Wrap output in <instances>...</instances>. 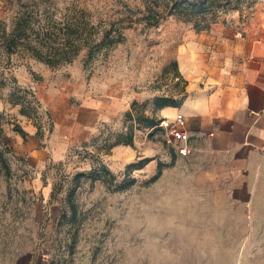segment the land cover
Listing matches in <instances>:
<instances>
[{"label":"rangeland","instance_id":"obj_1","mask_svg":"<svg viewBox=\"0 0 264 264\" xmlns=\"http://www.w3.org/2000/svg\"><path fill=\"white\" fill-rule=\"evenodd\" d=\"M160 3L0 0L8 29L24 12L35 31L82 24L73 42L90 48L54 67L0 48V264H264V191L232 199L196 182L165 145L162 110L184 99V35L249 24L264 0L192 21ZM108 30L115 43L96 50ZM89 98L103 106L97 130L71 146L67 127Z\"/></svg>","mask_w":264,"mask_h":264},{"label":"crops","instance_id":"obj_2","mask_svg":"<svg viewBox=\"0 0 264 264\" xmlns=\"http://www.w3.org/2000/svg\"><path fill=\"white\" fill-rule=\"evenodd\" d=\"M175 62L184 99L162 110L168 123L177 113L185 119L190 153L178 158L188 162L196 182L224 197L263 192L264 11L246 25L188 31ZM102 107L89 98L74 110L77 117L66 133L71 146L94 134Z\"/></svg>","mask_w":264,"mask_h":264},{"label":"trees","instance_id":"obj_3","mask_svg":"<svg viewBox=\"0 0 264 264\" xmlns=\"http://www.w3.org/2000/svg\"><path fill=\"white\" fill-rule=\"evenodd\" d=\"M159 9L162 16L176 17L186 21L194 19H202L208 14L215 15L220 8L227 7L231 0H160ZM159 11V10H158ZM149 15L152 12H148ZM31 14L24 12L21 15L15 16L11 22L9 29L7 25L0 22V48L3 52L10 56L17 51L28 52L31 57L50 67L57 66L64 62H71L77 56L80 50H89L86 45H74V34L78 33L84 27L82 24L66 25L63 28L57 29L51 24L41 27L35 31L31 28ZM156 25V24H155ZM208 30L207 26L197 29L196 32ZM110 37V30L105 31L102 39L94 47L96 50H101L105 46L115 43ZM42 38V39H41ZM120 36L117 41H120ZM90 54V50H89ZM180 104V103H179ZM177 105H164L163 107H177ZM162 107V108H163ZM130 116V114H129ZM131 117V116H130ZM160 123H153L149 128H154ZM159 127V126H158ZM19 134H23L19 127L15 130ZM133 130L130 129L125 146H130L133 142ZM117 143L116 145H118ZM173 154V152L171 151ZM174 155V154H173ZM160 167V166H159ZM160 174V168L157 175ZM133 183L130 182V184ZM128 184V185H130Z\"/></svg>","mask_w":264,"mask_h":264},{"label":"built area","instance_id":"obj_4","mask_svg":"<svg viewBox=\"0 0 264 264\" xmlns=\"http://www.w3.org/2000/svg\"><path fill=\"white\" fill-rule=\"evenodd\" d=\"M185 119L181 114H177L174 117V121L171 124H166V139L165 145L170 148L173 154L180 158H186L189 156V133L184 129ZM264 163V157L262 159Z\"/></svg>","mask_w":264,"mask_h":264}]
</instances>
